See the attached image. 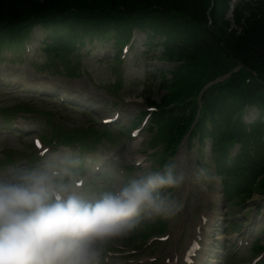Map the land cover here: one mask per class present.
<instances>
[{
	"label": "rangeland",
	"instance_id": "rangeland-1",
	"mask_svg": "<svg viewBox=\"0 0 264 264\" xmlns=\"http://www.w3.org/2000/svg\"><path fill=\"white\" fill-rule=\"evenodd\" d=\"M42 33L43 31L36 27L33 29L32 40L28 45L32 50L29 52L21 47L18 51L15 50V54L8 59L13 50L9 51L8 55L6 54L7 49L0 50V127L4 129L3 132L0 131V150L5 151L4 155L0 153V157L4 159L5 156H9L8 160L11 163L34 160L33 138L42 131L44 133L51 132L52 135L57 136L60 142L74 144L72 145L74 154L79 152L82 154L85 148H80L75 142L86 144L96 139L86 130L91 125L90 120L93 119L99 125L103 117H112L118 112L121 121L115 123L118 126H110V128L114 130L116 127H126L125 130H122L124 134L119 136L107 132V135L101 138L102 142L96 141V149L93 154L100 157L104 152L102 149H107L105 152L112 156L108 165L114 168L110 172V176L116 174L117 167L128 169L126 177L138 173L139 168H131L138 157L145 159L147 166L152 162L153 167H159L160 163L155 161L156 157L151 153L160 149L162 145L160 140L167 132L165 128L155 129L154 132L145 130L141 138H144L148 144L141 143L142 139L137 144L130 142L129 126L133 119L137 124L140 123L136 117L145 113V99L150 96L158 99L165 92L164 88L159 87L164 76L152 74L146 69L148 65L152 67L161 64H155L154 61H147L148 64L142 62L145 57L151 58L152 56L148 45H143L144 36H137L135 44L126 53L127 57H124L123 64L116 65L120 69L114 70L109 62V58L113 54L112 44L100 43L96 49L91 51L89 48H92L93 45L88 43L80 50L65 55V51L62 49L51 51L40 45L39 40ZM144 49L145 51H143ZM73 56L78 57V61L75 63L76 66L79 65L78 68L74 67ZM161 67L167 68L164 64ZM38 87L40 90L35 89ZM46 92L49 94L45 95ZM114 95L118 97L116 98ZM62 96L66 98L71 96L74 100L71 103ZM19 105L28 108V112L25 114L16 112L15 108ZM4 117L9 118L13 125L5 126L6 121L1 122L2 119H5ZM99 132H103V128ZM153 136L155 139L152 140ZM42 137L44 142L41 141V143L47 144L44 136ZM49 143L47 145H50ZM204 143L203 148L200 149V156L215 178L209 182L210 186L207 185L208 182L199 185L193 184L190 185L191 193L188 191L189 186L176 193L183 203L184 201L187 203L183 204L185 208L183 215L179 212L175 215L176 219L178 216L179 218L188 216L189 223L192 224V214L194 213L196 218L198 212L207 208L208 193L214 200L218 197L222 198L224 193L227 195L225 198L228 205L226 206L225 202L220 201V206L225 213L222 216L230 225L228 231L234 230L239 234L238 237H242L246 235V227L251 226L254 238L264 241V196H260L256 191L251 193L252 190L249 189L251 180L264 167L262 157L255 159L253 163H248V167H242V170H238L237 165L229 164L228 166V162L221 159L220 162L223 165L220 167L225 170L226 176L222 185L221 179L213 173L215 164L211 162V140L207 138ZM183 153L186 154L187 160L191 159L194 162L198 156V152L194 149H185ZM263 155L261 154V156ZM83 161L82 157L81 162ZM86 175L93 176V171H87ZM110 176L109 179L104 175L94 178L93 182L107 180L113 183ZM186 194L188 197H185ZM215 194L218 197L213 196ZM216 204L215 202L213 206ZM258 211L260 212L259 216H263L261 221L256 216ZM230 217L233 220L230 221ZM149 221L152 222V219L142 220L135 231L141 241H146L152 231L158 234L163 233V231H159V228L163 226L164 222L165 225L170 222L167 227V231H170L173 219L170 221L156 219L152 224ZM180 225L181 221L174 222L172 227L174 235L178 233L177 229ZM133 234L123 242L129 247L133 246L135 241L132 237ZM173 234L172 236H174ZM183 245L184 242L181 243V246ZM249 246L246 245L236 253L228 252L222 263L252 264L251 260L257 253ZM135 247L140 248L136 244ZM132 257L141 258L142 256L134 254ZM257 264H264V258L258 260Z\"/></svg>",
	"mask_w": 264,
	"mask_h": 264
},
{
	"label": "trees",
	"instance_id": "trees-1",
	"mask_svg": "<svg viewBox=\"0 0 264 264\" xmlns=\"http://www.w3.org/2000/svg\"><path fill=\"white\" fill-rule=\"evenodd\" d=\"M0 0V43L22 41L32 26L50 28L52 43L79 37H114L148 25L163 37L160 58L173 62L169 93L160 115L174 126L168 136L178 145L199 110L205 84L242 64L224 81L202 93L198 122L191 137H211L215 151L240 143L249 156L264 150V0ZM256 73V76L254 75ZM152 104L156 102L151 100ZM247 107L259 118L246 125ZM242 165V163H239ZM264 181L262 182V188Z\"/></svg>",
	"mask_w": 264,
	"mask_h": 264
},
{
	"label": "clouds",
	"instance_id": "clouds-1",
	"mask_svg": "<svg viewBox=\"0 0 264 264\" xmlns=\"http://www.w3.org/2000/svg\"><path fill=\"white\" fill-rule=\"evenodd\" d=\"M135 167L119 183L90 182L60 149L0 167V264H108L142 220L174 217L177 192L215 178L191 159Z\"/></svg>",
	"mask_w": 264,
	"mask_h": 264
}]
</instances>
